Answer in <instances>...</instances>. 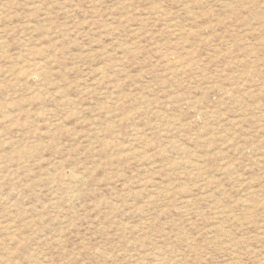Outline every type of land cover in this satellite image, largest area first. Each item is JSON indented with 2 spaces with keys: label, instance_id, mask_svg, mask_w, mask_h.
Returning a JSON list of instances; mask_svg holds the SVG:
<instances>
[{
  "label": "rangeland",
  "instance_id": "rangeland-1",
  "mask_svg": "<svg viewBox=\"0 0 264 264\" xmlns=\"http://www.w3.org/2000/svg\"><path fill=\"white\" fill-rule=\"evenodd\" d=\"M0 264H264V0H0Z\"/></svg>",
  "mask_w": 264,
  "mask_h": 264
},
{
  "label": "bare ground",
  "instance_id": "bare-ground-1",
  "mask_svg": "<svg viewBox=\"0 0 264 264\" xmlns=\"http://www.w3.org/2000/svg\"><path fill=\"white\" fill-rule=\"evenodd\" d=\"M78 177V176H77ZM70 179V178H69ZM77 192V191H76Z\"/></svg>",
  "mask_w": 264,
  "mask_h": 264
}]
</instances>
